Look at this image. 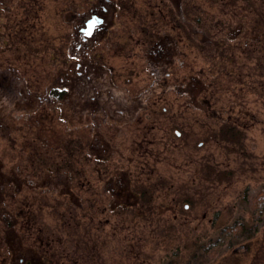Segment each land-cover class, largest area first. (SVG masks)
I'll return each instance as SVG.
<instances>
[{
    "label": "rangeland",
    "instance_id": "rangeland-1",
    "mask_svg": "<svg viewBox=\"0 0 264 264\" xmlns=\"http://www.w3.org/2000/svg\"><path fill=\"white\" fill-rule=\"evenodd\" d=\"M105 1L113 13L108 34L81 47L74 40L77 16L97 0H0V11L11 4L10 13L0 12V84L37 93L77 80L94 101L92 119L81 118L75 101L63 117L16 108L14 122L3 120L19 127L10 132L5 125L13 143L0 136L2 171L16 182L0 188V217L10 212L17 219L15 232L0 223V264L33 255L54 264H264V218L246 201L264 187V41L251 53L230 51L218 69L211 54L219 46L204 42L218 28L222 41L238 23L264 40V0H248L246 13L232 0H194L193 18L201 23L193 21L192 31L184 23L186 0H178L176 12L161 0ZM162 32L172 37L176 56L153 68L151 46ZM237 41L220 48H242ZM95 61L102 69L98 90L88 85ZM0 97L4 115L10 96ZM97 102L106 107L100 112L110 111L108 119L94 118ZM88 123L106 143L93 152L88 146L89 160L78 157L73 181L56 172L54 158L49 165L60 185L44 186L41 165L28 161L31 151L46 141L57 150L68 136L87 144L95 131H80ZM236 123L240 149L219 131ZM75 126L81 128L67 131ZM27 133L37 141L23 138ZM112 179L127 181L128 197L112 193ZM21 180L29 183L18 189ZM237 221L249 238L228 243L213 259L204 256L201 245Z\"/></svg>",
    "mask_w": 264,
    "mask_h": 264
},
{
    "label": "flooded vegetation",
    "instance_id": "flooded-vegetation-1",
    "mask_svg": "<svg viewBox=\"0 0 264 264\" xmlns=\"http://www.w3.org/2000/svg\"><path fill=\"white\" fill-rule=\"evenodd\" d=\"M162 2L167 3L168 7H169V12L171 10H174V12H176V6L179 5V1L178 0H161ZM209 1V0H206ZM194 0H186L185 2V11L184 14V23L186 25V27L192 31L193 29V25L191 23H193V21L196 20L197 23H201V18L200 17H195V20L193 18V5H194ZM241 2L243 3L244 6L249 5L248 4V0H241ZM104 3H106L105 0H97V2L95 3V5L93 7H91L92 9H90L87 12H82L80 13L77 18L79 19V22L77 23L76 27H75V42H77V44L79 43V46H86L87 44H92L95 45L96 43L99 42V36L102 37V35L108 34L109 32V26L111 24L108 25L109 21L113 22V13L110 10L109 7L106 6H102L104 5ZM240 4V1H239ZM251 7V5H249ZM113 7V6H112ZM235 7V6H234ZM236 8V7H235ZM114 11L117 10V8L113 7ZM11 11V4H9V6H3V10L0 12H5V14L7 15L8 13H10ZM236 14H238V11H236ZM200 21V22H198ZM230 30L228 32H226L227 37H225L224 39H222V41L219 39V33L221 31L220 28H218V33H213L212 36L206 37L204 42L206 44L210 45H217V47L219 46V48L214 51L211 55L213 56H220L217 60H214L216 62V66L218 69V64L220 63H225V57L228 55H234L232 53H230V51L235 50V51H240L242 54L246 51H249V53L253 52V50L255 51L257 49V43H259V41H264L263 39L261 40L260 35L256 34L255 32H244L243 30H240L241 28V23H238V25L236 27H229ZM199 30V29H198ZM223 31V30H222ZM241 33H243L241 40L240 36ZM198 34V33H196ZM208 35V34H207ZM228 38L229 42L235 43V41H237L236 43L238 44H242V48L241 47H233L231 50H229V48H220L222 46H224V43ZM230 44V43H229ZM174 41L172 39L171 36L168 35V33L166 32H162L160 34V37L156 40L153 41V44L151 47H153V49H155V55H157V57L152 56L150 59V65L153 66V68H162L164 67V63H165V59L166 56L169 57L170 62H168L169 64H171L172 60H173V55L176 56V51H175V46H174ZM231 45V44H230ZM255 45V46H254ZM254 46V47H252ZM253 48V50H252ZM163 49H164V53H163ZM264 50V49H263ZM209 51V50H208ZM163 54V55H161ZM252 54H250L251 56ZM95 63L92 62V81L89 83L88 85L92 83V87L97 89V87L94 86V84L97 81V77L100 73V71L102 70L101 68H99L98 62L99 61H95ZM152 63V64H151ZM102 72V71H101ZM172 74V73H169ZM3 79H0V81ZM74 81V82H73ZM77 80H72V81H65L63 79L57 81V83H54L55 85H50L46 87H43V91L39 92L37 91V93L32 92L30 90L29 87H23V88H17V90H13V88L11 86H9V84H0V87L3 88L4 90V94H7L10 100L9 103L11 104H15V108L16 107H20L23 109H29V111L27 112H37V114L41 115L44 111H51L50 113L52 114H58V115H62V117L64 116V108L65 105L68 106L73 104L75 101L79 102L77 105L78 107H75V111L79 110V114L81 116V118H83L85 116L86 120L87 119H92V106L94 102L92 101V96H88V98H85V95H83V90L82 88L85 87V83L77 81ZM70 83H72V85H70ZM57 84V85H56ZM84 84V85H82ZM11 85V84H10ZM70 85V86H69ZM191 86V85H190ZM69 87H71V90L69 89ZM6 88V89H5ZM9 92H7V91ZM96 90V91H97ZM166 89L164 88L163 92ZM73 92L75 93V98L73 99ZM17 93V94H16ZM63 93H66L64 96ZM2 94V95H4ZM16 94V95H14ZM72 94V95H71ZM95 94H97L95 92ZM94 94V99H98L96 101H99L100 99L98 98V95H100L101 93L97 94V97ZM0 95V96H2ZM0 99H2L0 97ZM96 108H97V113H94V118L98 119V120H104V119H108V117H110V111L107 112H100V110H106V107L102 104H100L99 102H97L96 104ZM121 111L117 112L120 113ZM61 113V114H60ZM38 115V116H39ZM38 124V120L36 121ZM237 124V123H236ZM92 125V124H91ZM90 127V124L88 125ZM93 129V132L95 131L94 136L92 137V144L89 146V149L93 152L97 150V146L101 145V141L104 143H106L105 139H103L102 135L100 132H98L97 130H100L99 127H95V125L93 127H91ZM90 128V129H91ZM97 139H99L97 141ZM101 160V156L99 158ZM1 165V164H0ZM2 166L0 167V188L2 189L1 191H3L6 187H9L10 189H12V185H16V182L14 181L15 179L12 178V180H8V178H6L8 175L5 176L4 171H2ZM16 176V175H15ZM17 177V176H16ZM14 179V180H13ZM123 183H119L116 182L115 179H112L111 182L109 183L110 185L108 186L109 189L112 191V193L114 195H119L120 197L126 196L128 197V195L130 194L128 191V186H127V181L126 180H122ZM43 182L45 183L44 186H49L50 188L53 187V184L50 186L47 183V179ZM18 183V181H17ZM29 181H27L26 183L23 182V180H21L20 183H18L17 185H19L18 189L22 186L23 184L28 185ZM119 183V184H118ZM124 184V185H123ZM31 185H33V182L31 183ZM56 187H59V184L57 182ZM125 186V187H124ZM127 186V187H126ZM26 187V186H25ZM28 189H33V188H29L26 187ZM55 188V187H54ZM126 189V190H124ZM0 191V193H1ZM135 198V197H134ZM121 203H123L125 205V203L123 201H120ZM121 206H124V205ZM1 213V212H0ZM8 214V219L9 221L6 220V216H1L0 217V223L3 224L4 226L6 225L8 228L9 232H15V227H16V217L14 213H10L7 212ZM2 214V213H1ZM20 250V249H19ZM21 255V254H18Z\"/></svg>",
    "mask_w": 264,
    "mask_h": 264
},
{
    "label": "trees",
    "instance_id": "trees-1",
    "mask_svg": "<svg viewBox=\"0 0 264 264\" xmlns=\"http://www.w3.org/2000/svg\"><path fill=\"white\" fill-rule=\"evenodd\" d=\"M233 1V5L232 7H236V9H241L243 10L245 13L249 10L250 6L246 5L244 6L243 3L241 2V0H232ZM240 1V4H239ZM242 7V8H241ZM247 10V11H246ZM220 56H213L212 58L214 60H217ZM6 89V88H5ZM69 89L71 90V87H69ZM203 89L204 87L202 86L199 90L198 94L203 95ZM7 91V90H6ZM9 92V91H7ZM4 94V90L3 88L0 87V95ZM17 94V93H16ZM14 94V95H16ZM64 96L65 93H63ZM196 94V95H198ZM196 95L194 97H196ZM11 103L7 106L8 110H7V114L3 115V107H1L0 110V136L2 138H5L6 140H12L13 143V137L11 135V131L14 129L16 130L15 127H19L18 126V121L16 120V123H5L3 122L6 121V119L9 118V120H11L12 122H14L15 119L13 118H17V116L14 113L20 114L18 111V109H20V107H16L18 109H16L13 105V107H11ZM12 110V111H11ZM12 112V114H11ZM162 113V112H161ZM11 114V115H10ZM12 124V125H11ZM5 125H10L13 126L11 129L9 127L8 131L9 134L4 133V129H5ZM89 123L88 124H84L80 131V133H83V129H86L89 131ZM90 126L92 127V125L90 124ZM71 127L70 129H67V131L72 132V131H76V129H80V126H75ZM6 130V129H5ZM220 131V135H221V139L224 140L228 145H232L235 146V144L237 146H239L240 148H244V141H243V133L241 132V128L236 124V125H228V124H224L221 126V128L219 129ZM89 137H92L90 134H88ZM85 136V135H83ZM31 138L30 140H33L34 142L37 141L35 134H32L29 136V133H27V137H23V138ZM28 138V139H29ZM67 141L63 142L62 146H60L59 149L57 150H52V147H50L48 141L44 142V144L42 145H37L35 147V149L33 151H31V155L29 156L28 161H32V163L34 162L35 164L38 163L39 166L38 169H41L42 172L44 173V177L42 179H44V181L47 179V183L48 185H52V184H57L58 180L56 179L57 177L54 176L56 173L53 171V166H50L49 164L53 163V159H56V164L55 166L58 167V169H55L56 172H65V174L67 176H72L68 178L67 181L70 180H74L73 178H76L77 176L79 177L80 175L79 172L75 171L76 170V166H77V159L78 157L82 158V160H89V154L86 152L88 146H90L92 144V138L88 140V143L85 144V142L80 141V139H75L72 138L71 136H68ZM33 146L35 145L32 142ZM229 148V147H228ZM35 156V157H34ZM37 157V158H36ZM53 165V164H52ZM1 167V165H0ZM2 169V168H1ZM45 171V172H44ZM77 175V176H76ZM6 176V174H5ZM73 177V178H72ZM56 179V180H55ZM77 179V178H76ZM76 183V182H75ZM58 184L60 185V182H58ZM71 192V191H70ZM249 202V205L251 207V211L253 213V215H257L259 219L264 218V187L263 189H259V192L255 195H253V197H247V200ZM139 204V203H138ZM7 221H9L8 218H6ZM244 222L241 223L240 221L234 222V224L232 225H227L223 228V230L218 234V236L215 239H210L205 245H201V252L202 254H204V256H207L208 258H215L218 253L223 249V246L228 245V243L234 244V242L236 241H240V240H244V239H248L249 237L247 236V233L245 231V226H244ZM10 247H12V250H15L17 253L20 252L18 251L20 248L18 245H10ZM18 248V249H17ZM93 250V249H92ZM18 260L16 261V264H54L51 260V258H44L42 260V257L40 256V258L36 257V255L32 256V257H25V256H20V258H17Z\"/></svg>",
    "mask_w": 264,
    "mask_h": 264
}]
</instances>
